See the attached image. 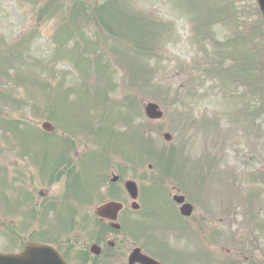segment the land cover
I'll use <instances>...</instances> for the list:
<instances>
[{"label": "rangeland", "instance_id": "obj_1", "mask_svg": "<svg viewBox=\"0 0 264 264\" xmlns=\"http://www.w3.org/2000/svg\"><path fill=\"white\" fill-rule=\"evenodd\" d=\"M49 2L41 0L45 6ZM14 5L15 0H0V35L4 37L0 38L5 43L0 44V55L10 53V60H17V55L27 52L30 63L41 64L39 69H21L19 91L12 93L10 88L1 91L8 80L6 68L0 75V251L18 253L37 230L33 241L41 243V191L51 200L65 192L61 181L49 191L42 185L41 141L48 140V145L60 142L64 155L61 143L80 135L69 140L75 144L70 157L76 158L92 152L87 137L92 133L93 140L106 145V154L115 155L108 161L104 179L88 178L86 186L111 187L134 180L149 190L155 183L151 180L154 171L183 172L184 185L179 187L208 190L203 192L205 217L200 238L212 255L198 248L196 232H188L198 246L199 264L232 260L263 264L264 93L257 85L264 87V23L255 0H63L45 12L41 24L35 14L39 5L33 8L30 0H18L22 20ZM61 6L70 11L78 6L73 16L80 10L94 12L86 21L91 24L85 26L87 37H81L83 24L77 19L68 25L57 15L64 12ZM67 28L75 39H68ZM33 31L36 37L30 50L3 48ZM63 40L66 45L60 43ZM79 44L77 54L55 55L56 49ZM52 63L55 76H64L63 81L34 73L42 68L52 72ZM3 64L0 58V68ZM46 84L53 85L46 88ZM23 100L27 104L16 103ZM149 103L164 112L161 120L146 118L144 109ZM46 106L62 113L66 122L59 121L62 131L56 127L57 137L41 129L46 121L43 115L49 114ZM76 108L80 111L72 115ZM82 123L80 132L75 131ZM105 133L121 135L122 155L113 146L120 143L107 141ZM167 133L173 136L171 141L164 139ZM90 152L89 158L97 154ZM52 154L53 150L45 157L46 166ZM81 171L88 177L93 172L85 167ZM113 175L120 178L116 184H111ZM44 182L53 185L51 179L44 178ZM77 211L84 212L79 207ZM90 216L94 223L93 211ZM73 221L53 222L60 225L55 236L64 252L70 236L62 235L72 232ZM173 223L180 226L170 212L166 225ZM81 226V221L74 224L72 237L73 233L78 236L82 249L93 241L83 237L88 235L81 232ZM166 245L175 250V244ZM155 251L170 257L164 252L168 249L157 247ZM71 260L77 263L76 253Z\"/></svg>", "mask_w": 264, "mask_h": 264}, {"label": "flooded vegetation", "instance_id": "obj_2", "mask_svg": "<svg viewBox=\"0 0 264 264\" xmlns=\"http://www.w3.org/2000/svg\"><path fill=\"white\" fill-rule=\"evenodd\" d=\"M157 182H163L157 180ZM168 182L164 181L162 184ZM85 183V177L79 178V184ZM49 191V190H48ZM81 199L79 200V206L88 208L91 211L96 203L99 202L102 194L101 189L96 193H90L87 189L80 190ZM116 196V201H122L126 195L124 181L108 187L104 196L106 197L102 203L114 201V198H108L110 196ZM49 194L41 193V212L46 216L45 223L47 224L42 228L45 230L52 226L54 221L60 220V214L53 218L51 221V214L57 207V201H48ZM181 197L185 199V204H191L194 207L193 216L191 218H185L181 215V205L176 203L175 198ZM149 200L150 208H146V203L143 201ZM140 209L138 211H131L128 207H125L119 215V223L122 225V230L116 232L109 227L108 223L102 224V231L96 234H90L88 237L92 240V243L86 244L81 249L80 257L77 254V264H129V259L134 251H140L145 256L158 261L161 264H199L197 260L198 251L191 252V248L197 249V245L194 239L190 236L186 237L188 231H194L197 235H194L196 241L199 242L200 247L205 244L201 240V234L204 226V209H203V197L200 193L194 192V190H186L175 184V186H158L148 194L142 192L140 189L139 194ZM47 211V214L45 212ZM84 212L85 217L76 219L75 221H86L92 226L93 218ZM171 212V216L174 218V222L178 221L180 226H175L174 223L166 225V221ZM136 214H139V221L132 219ZM78 214H76L77 216ZM150 222V232L147 230V226L141 222ZM135 226V233H132L128 226ZM127 226V227H126ZM125 227V230L123 228ZM51 232V231H50ZM48 233V237L58 242L54 232ZM75 237L77 235L75 234ZM166 243L175 244V250H170ZM98 245L101 249L99 255H93L90 253L92 245ZM160 247L165 253H169L170 257L161 256L155 249ZM202 257V256H201ZM200 257V258H201ZM138 264V263H137ZM227 264H238V261H227ZM264 264V263H263Z\"/></svg>", "mask_w": 264, "mask_h": 264}, {"label": "water", "instance_id": "obj_3", "mask_svg": "<svg viewBox=\"0 0 264 264\" xmlns=\"http://www.w3.org/2000/svg\"><path fill=\"white\" fill-rule=\"evenodd\" d=\"M264 14V0H258ZM157 106L149 105L147 114L152 118H160ZM47 129L48 127L45 126ZM106 212L115 209L114 206L107 207ZM0 264H65L61 257L51 248L41 245H29L26 251L19 256L0 255Z\"/></svg>", "mask_w": 264, "mask_h": 264}]
</instances>
